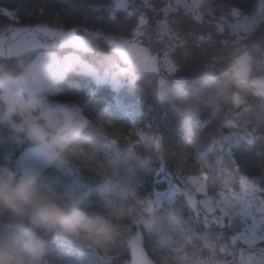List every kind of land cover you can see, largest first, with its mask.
<instances>
[{"label":"trees","instance_id":"obj_1","mask_svg":"<svg viewBox=\"0 0 264 264\" xmlns=\"http://www.w3.org/2000/svg\"><path fill=\"white\" fill-rule=\"evenodd\" d=\"M11 24L74 29L89 39L94 49L93 53L35 51L0 60L11 79L17 78L34 56L52 62L57 76L61 75V95L80 98L79 105L90 118L72 135H81V146L94 157L89 164L77 162L78 169L67 170V177L56 174L61 181L74 178L71 190L65 187L63 193L68 199H78L90 212L125 211L122 223L126 230L107 250L75 248L65 258L64 246L49 237L57 247L61 264H134L127 238L135 233L141 235L143 252L154 264H205L204 258L212 260L211 264H264V240L250 246L242 243L237 239L238 222L233 225L201 205H192L185 192L170 205L149 206L155 190L165 188L166 177L177 179V174L233 171L235 166L239 177L257 178L264 185V99L257 89L239 85L229 77H200L159 85L153 73H134L110 46L131 38L137 18L113 10L110 0H0V32ZM253 49L251 73L264 74V58L259 49ZM71 55H76L77 60ZM19 60L24 64H17ZM3 106L0 82V110ZM226 112L229 117L238 114L256 138L220 150L211 145L219 131H229L222 126ZM107 122L113 129L105 125ZM137 131L145 136L141 143ZM127 134L132 138H125ZM151 136L158 138V153ZM28 145L32 144L17 139L7 121H0V157H9L15 167ZM114 156L130 159L132 170L116 183L106 182L93 168L99 162L109 171ZM41 180L53 184L46 182L47 177ZM59 184L65 186L63 182ZM215 184L219 186L220 182ZM261 199L264 201V191ZM195 240L201 243L200 250Z\"/></svg>","mask_w":264,"mask_h":264},{"label":"water","instance_id":"obj_2","mask_svg":"<svg viewBox=\"0 0 264 264\" xmlns=\"http://www.w3.org/2000/svg\"><path fill=\"white\" fill-rule=\"evenodd\" d=\"M112 9L137 18L131 38L110 47L134 73H153L159 85L200 77H229L258 90L264 74L251 73V49L264 57V0H110ZM93 53L92 42L74 29L46 25H8L0 32V60L35 51ZM62 123L74 122L72 109L60 107ZM41 137L45 131L30 126ZM134 264H154L142 250L130 252Z\"/></svg>","mask_w":264,"mask_h":264},{"label":"rangeland","instance_id":"obj_3","mask_svg":"<svg viewBox=\"0 0 264 264\" xmlns=\"http://www.w3.org/2000/svg\"><path fill=\"white\" fill-rule=\"evenodd\" d=\"M253 50L252 48L250 53ZM70 57L75 61L77 60L76 55H71ZM69 60H66V63ZM17 64L21 65L24 62L19 60ZM52 66V62L47 59L34 56L30 63H26L25 70L17 78L11 79L6 71V75H0L5 105L0 110V121H7L11 125L13 122H18L23 117H27L30 122L38 120L45 122L49 129L56 132V129L62 123L59 109L66 104L73 110L74 123L69 130L64 132L66 133L64 139H67L68 135L81 130L88 123L90 118L84 114L83 109L79 105L81 99L64 98L61 95L63 90L58 85L61 75L57 76ZM119 70L123 69L120 67ZM31 71L39 73L40 83H34L31 77L27 76V73ZM99 81H104V77ZM32 125L35 124H30V126ZM105 125L109 129H113L110 123L107 122ZM36 126L44 130L39 125ZM222 126L228 127L229 131H219L217 137L211 141V145L219 150L226 146L237 147L256 138L255 132L245 127V123L241 121L238 114H233V116L229 117L227 112L224 113ZM136 135L140 143L144 141L145 136L141 131H137ZM125 138H132V135L127 134ZM149 139L153 142L154 151L158 153L160 150L158 138L151 136ZM57 165L47 154L46 150L36 148L33 145H28L26 151L19 156L15 163V167H23L39 174L40 179L47 177L46 182L49 184L53 183L51 185L52 188L66 197V193H63V191H65V187L71 190L74 178L59 180L56 174H59V176L64 174V177H67V169ZM109 167H111L109 176L112 183H116V180L119 181L124 176L126 178L128 172L132 170L130 159L119 156H114L113 163ZM237 171V167L234 166L233 171L229 169L208 171L209 175L215 173L214 176L210 177L206 173L192 176L177 174V179L167 176L165 188L155 190L149 206L151 208H159L163 203L170 205L174 202L177 195L185 192L188 194L186 196L188 197V202L192 205H201L208 213L218 214L226 221L233 222V225L238 222L240 230H238L237 239L248 246L254 245L264 240V201L261 199L264 185L257 178L239 177ZM235 177H238V181H236ZM216 181L220 182L219 186L215 184ZM59 182H63L65 186H61ZM124 188L128 189V185ZM60 189H62V192L59 191ZM211 191L215 193H211ZM140 204L143 205L144 202L140 201ZM195 244L199 246L198 250H200L201 243L195 240ZM127 246L130 252L134 248L144 251L141 235L139 233L130 235L127 238ZM203 261H205V264L212 263L209 258H204Z\"/></svg>","mask_w":264,"mask_h":264},{"label":"clouds","instance_id":"obj_4","mask_svg":"<svg viewBox=\"0 0 264 264\" xmlns=\"http://www.w3.org/2000/svg\"><path fill=\"white\" fill-rule=\"evenodd\" d=\"M0 75H6L3 66ZM27 76L40 83L38 72L31 71ZM177 110L182 111L179 107ZM30 124L44 128L46 135L41 137ZM10 127L17 139L46 150L52 160L69 171L78 169L77 162L89 164L94 159L81 146V135H68L64 139L66 133L54 132L45 122H30L27 117ZM97 163L93 170L109 181L108 168ZM124 216L122 208L108 214L87 211L78 199H68L43 183L39 174L12 167L9 157H0V264H61L57 247L49 237L64 246L65 258L75 248L107 250L119 233L126 230L122 223Z\"/></svg>","mask_w":264,"mask_h":264}]
</instances>
